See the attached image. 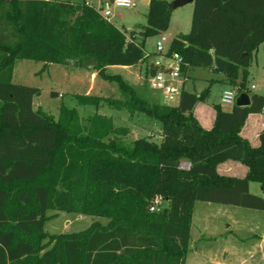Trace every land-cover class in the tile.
Instances as JSON below:
<instances>
[{"label":"trees","instance_id":"trees-1","mask_svg":"<svg viewBox=\"0 0 264 264\" xmlns=\"http://www.w3.org/2000/svg\"><path fill=\"white\" fill-rule=\"evenodd\" d=\"M171 14L170 3L151 0L137 38L85 1L0 0V264H186L196 202L264 211V198L250 192L251 182L264 192V130L259 147L241 136L248 117L263 112L264 96L251 94L249 107H217L206 130L194 115L202 98L184 90L176 106L155 103L107 73L146 60L147 38L167 30ZM261 45L264 0H195L191 31L171 52L192 68L215 67L239 94H250L249 69ZM18 60L97 70L126 97L108 104L161 122L162 141L141 138L128 148L121 137L129 130L110 117L95 114L84 126L75 109L62 107L59 120L36 110L39 89L14 83ZM88 99L80 96L79 104L101 102ZM229 160L247 166V176H221L218 167ZM185 161L189 170L181 169ZM157 197L169 207L151 212ZM50 211L109 223L49 237Z\"/></svg>","mask_w":264,"mask_h":264},{"label":"rangeland","instance_id":"rangeland-1","mask_svg":"<svg viewBox=\"0 0 264 264\" xmlns=\"http://www.w3.org/2000/svg\"><path fill=\"white\" fill-rule=\"evenodd\" d=\"M72 2H87L97 10L103 11L111 9L114 14L113 24L119 29L134 33L140 38L145 27L148 26V15L150 5L146 0H135L136 6L130 9L115 8L110 0H71ZM170 3L174 0H169ZM192 9V5H187ZM185 7V8H188ZM194 11V10H193ZM193 15V14H192ZM191 22V20H190ZM167 30L161 31L147 38L145 42L146 56L156 51V44L161 36L168 38L166 50H171L174 39L181 33H187V16L175 17ZM154 59L149 57L141 65L142 78L138 86L131 85L138 93L144 94L149 101L164 104L161 94L150 87L148 71L150 61ZM89 62V65H94ZM72 70L75 74L72 77ZM251 75L248 79V89L251 94L264 96V56L262 53L253 56L251 64ZM16 84L31 86L39 89V94L34 98V108L46 112L55 120H59L61 108L67 107L75 109L84 126L88 120L95 114L110 117L117 128H126L129 132L122 135L123 144L131 148L135 140L146 138L150 141L159 143L158 135H162L163 125L144 114L133 112L125 108L116 111L114 107L108 104V100L123 101L126 99L120 91L118 84L106 81L101 78L97 70H90L78 66L48 65L46 68L43 63L18 60L15 63ZM108 73L111 75L124 74L132 78L134 71H122L115 67H110ZM98 74V76H96ZM188 76L191 77L189 83H186V90L195 92L194 94L202 101L210 104L219 105L222 91L228 86L224 76L217 74L210 68H189ZM195 82V84H194ZM130 84V83H129ZM252 85L255 89H252ZM136 86V87H134ZM89 95H85L90 92ZM55 94V96H53ZM88 96L87 100H101L96 105L79 104L78 98ZM217 108V106H216ZM183 162L181 169H185ZM240 164V163H239ZM245 168V167H244ZM183 169V170H184ZM250 192L254 195L264 198V192L258 182H252ZM159 206V212L169 207V203L163 199ZM196 220L200 223L212 222L214 234L207 240H201L196 245V235L193 237V247H198V260L192 261V255L189 256L190 264H264V211L251 208L215 204L207 202H196L195 205ZM152 212V211H151ZM155 212H158L155 211ZM48 219L45 224V233L51 236L66 234H76L84 232L93 224L99 223L107 225L109 219L85 215L78 212L67 213L62 211H50L47 213ZM47 241V240H46ZM50 244V248L54 245ZM194 252V250H193ZM192 252V253H193Z\"/></svg>","mask_w":264,"mask_h":264},{"label":"crops","instance_id":"crops-1","mask_svg":"<svg viewBox=\"0 0 264 264\" xmlns=\"http://www.w3.org/2000/svg\"><path fill=\"white\" fill-rule=\"evenodd\" d=\"M150 1L151 0H146L145 3L149 6L150 5ZM163 1H166V2L170 3L169 0H163ZM191 5H192L191 6L192 9H190L186 5L184 7L172 10L171 21L176 16L177 17H182L183 14H186L187 20H188L187 29L189 30V32L181 33L175 39L179 38L182 35H187L191 31L192 18H193L192 14L194 12L193 11L194 10V3H191ZM185 7H188V8H185ZM190 20H191V22H190ZM260 53H262V55L264 56V45H261L259 47V49L257 50V55H259ZM147 60H149V57H147L146 60H144L143 62H141L140 64H138V65H136L134 67H124V66H111V67H115L118 70H122V71H131V70H133L134 74H133L132 78H128V76H126L124 74L123 75L122 74H118V75H120L126 82L130 83V85L138 86V84L140 83L139 81L142 78V73H141L142 71H141L140 67ZM150 64H151V61H150ZM109 68L110 67H107V73H108ZM196 68H201V67H196ZM210 69L218 74V72L215 70V67H211ZM250 69H251V66H250ZM250 69H249V77L251 75V70ZM74 74H75V71L72 70V77H73ZM219 74L224 76L222 73H219ZM96 76H98V74H96ZM224 78L226 79L225 76H224ZM14 79H15V71H14ZM190 79H191V77L188 76V80L189 81H190ZM189 81H187L186 83H189ZM226 82H227L228 86L222 91L221 96H222V94H223V92L225 90L232 88L228 84L227 79H226ZM194 84H195V82H194ZM136 86H134V87H136ZM251 88L255 89V86L252 85ZM184 90L186 92H189V91L186 90V85L184 87ZM89 93H91V91L86 93L85 95H87V94L89 95ZM189 93L194 94L195 92H189ZM140 94H141V92H140ZM220 101H221V97H220ZM216 106L220 107L221 105H220V103H219V105H214V104H210V103L205 102V101H201V102H199L196 105V107L194 109V115H195L196 119L198 120L200 125L206 130H211L214 127V124H215V121H216V117H217ZM116 111H118V110H116ZM263 130H264V111L262 113H259V114H251L248 117V119L246 121V124H245V126L243 127V129L241 131V136L244 139L248 140L250 142V144L252 145V147H259L260 146V138L259 137H260V134H261V132ZM158 138L160 139V142H161L162 139H163V135H158ZM218 173L221 176L230 177V178H245L247 176V174H248V167L243 165V164H241V163L239 164V162L229 160V161H226L225 163H222L221 165H219ZM251 183H250V187H251ZM211 223L212 222H209V221H208V223H207V221L203 222V223H200L198 220H196V211L194 209L192 228H191V241H190V246H189V253H188L187 258H186V264H190L189 256L192 255V254H193L192 257H191L192 261L196 262V260H198V258H197L198 255H199L198 247H195V248L193 247V237H194V235H196V238H197L196 245L201 240H204V239L207 240L212 235H215L214 234L213 225H210ZM212 238H214V237H211L210 239H212ZM193 250H194V252H193Z\"/></svg>","mask_w":264,"mask_h":264},{"label":"built area","instance_id":"built-area-1","mask_svg":"<svg viewBox=\"0 0 264 264\" xmlns=\"http://www.w3.org/2000/svg\"><path fill=\"white\" fill-rule=\"evenodd\" d=\"M115 8L130 9L136 6L135 0H111ZM104 19L112 23L114 18L111 9L101 10ZM168 38L163 35L156 44V51L148 54L154 60L151 62L150 69L152 74L149 77L150 87L161 94L165 104L176 106L180 103L184 87L188 81L189 64L183 56L177 52L166 50ZM238 89L230 88L223 92L220 105L224 111H231L236 105L239 96ZM264 111V110H263ZM185 169L189 170L191 164H184ZM162 198L157 197L151 205L150 210L155 212L161 205Z\"/></svg>","mask_w":264,"mask_h":264},{"label":"water","instance_id":"water-1","mask_svg":"<svg viewBox=\"0 0 264 264\" xmlns=\"http://www.w3.org/2000/svg\"><path fill=\"white\" fill-rule=\"evenodd\" d=\"M195 0H174L170 3V9L175 10L191 3ZM252 103L251 96L248 93H241L236 101V106L238 107H249Z\"/></svg>","mask_w":264,"mask_h":264}]
</instances>
